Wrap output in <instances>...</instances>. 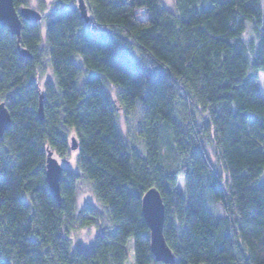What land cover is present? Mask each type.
Wrapping results in <instances>:
<instances>
[{"label":"trees","instance_id":"obj_1","mask_svg":"<svg viewBox=\"0 0 264 264\" xmlns=\"http://www.w3.org/2000/svg\"><path fill=\"white\" fill-rule=\"evenodd\" d=\"M84 2L87 23L76 0H37L41 18L20 19L18 41L0 26L10 120L0 137V264H126L130 239L132 264H163L141 212L149 188L174 264H264V0H172V10L161 0ZM135 106L133 145L115 115ZM47 150L75 153L59 201L45 180ZM80 180L110 224L86 248L69 238L97 227L92 207L77 215Z\"/></svg>","mask_w":264,"mask_h":264},{"label":"water","instance_id":"obj_2","mask_svg":"<svg viewBox=\"0 0 264 264\" xmlns=\"http://www.w3.org/2000/svg\"><path fill=\"white\" fill-rule=\"evenodd\" d=\"M76 8L80 17L85 23L89 21L87 8L84 0H76ZM41 18V14L28 6L19 9L15 8L12 0H0V26L9 29L10 33L19 40L21 20L30 24H36ZM24 57L30 54L24 50H19ZM37 116L39 119L43 116L42 95L39 96ZM0 120L4 122V127L0 129V137L9 126V114L3 103H0ZM76 142L73 137L70 139V149H76ZM62 167L53 157V153L47 150L45 160V180L50 194L56 201L60 200L59 180ZM141 212L143 220L149 232V247L151 254L156 262L163 264H174V255L167 246L163 237L164 206L158 191L155 188L147 189L141 197Z\"/></svg>","mask_w":264,"mask_h":264},{"label":"rangeland","instance_id":"obj_3","mask_svg":"<svg viewBox=\"0 0 264 264\" xmlns=\"http://www.w3.org/2000/svg\"><path fill=\"white\" fill-rule=\"evenodd\" d=\"M161 1L165 7L172 10V0H161ZM44 2L46 5L49 6L52 0H44ZM28 7L34 10H37L38 9L37 0H29ZM75 61L79 62V58L76 57ZM45 77L46 75L40 79V84L45 80ZM104 87L110 99L115 100L116 88L109 84H104ZM256 90L259 93V95L262 98H264V76L262 72H259L257 75ZM138 108H139L138 106H135L130 111L124 112L123 110L117 107L116 115H115L116 123L123 137L126 140H128L130 143H132L133 145L138 143V139L134 133L135 128H136L137 116H138ZM53 157H55V159L58 161L61 167H65L73 171L75 170L76 168L75 167V153L73 151H70L68 155L62 158L54 154H53ZM213 162H215L214 157H213ZM88 207H92L96 213V216L94 219L96 220L97 227L90 226V227H85V228L74 230L70 234V237H69L71 240L72 246L74 248H86L91 244L96 233L100 231L108 232L110 230V224L104 213V209L95 200L91 192L90 185L86 181L80 180L77 186V192H76L77 215L81 217H85L87 215V213L85 212V209H87ZM208 207L212 213L222 212V209L220 205L218 204H214V205L209 204ZM126 250L128 253V260L126 261V264H132V260H133V241L132 239L127 241Z\"/></svg>","mask_w":264,"mask_h":264},{"label":"snow or ice","instance_id":"obj_4","mask_svg":"<svg viewBox=\"0 0 264 264\" xmlns=\"http://www.w3.org/2000/svg\"><path fill=\"white\" fill-rule=\"evenodd\" d=\"M3 127H4V122L0 120V129H2Z\"/></svg>","mask_w":264,"mask_h":264}]
</instances>
